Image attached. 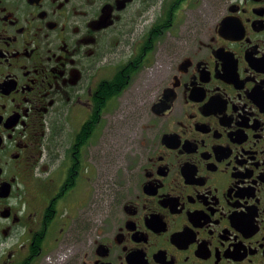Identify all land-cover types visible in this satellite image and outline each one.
Wrapping results in <instances>:
<instances>
[{"label": "flooded vegetation", "instance_id": "flooded-vegetation-1", "mask_svg": "<svg viewBox=\"0 0 264 264\" xmlns=\"http://www.w3.org/2000/svg\"><path fill=\"white\" fill-rule=\"evenodd\" d=\"M125 90L139 157L89 227L64 202ZM59 217L66 264H264V0H0V264Z\"/></svg>", "mask_w": 264, "mask_h": 264}, {"label": "rangeland", "instance_id": "rangeland-1", "mask_svg": "<svg viewBox=\"0 0 264 264\" xmlns=\"http://www.w3.org/2000/svg\"><path fill=\"white\" fill-rule=\"evenodd\" d=\"M149 77L148 73H143L137 77L135 85H141ZM133 93L137 94L138 90H125L120 95L119 109L115 106L110 113L106 114L104 125L99 130L96 142L91 148L93 153L102 152V164L91 165L85 173L88 176V182L79 181L78 186L73 189L64 202V204L70 205L74 222L79 221L86 212L87 217L84 218V221L88 222L89 227L91 224L96 226L103 218V214L99 211L105 210L119 194L123 193L129 183L128 166L136 160V157H139L136 152L139 137L137 128L143 123V119L140 118L143 109H136L129 104V97ZM115 109L118 110V115L115 114ZM114 116L115 118H113ZM98 178L99 185H97ZM61 213L62 208H60ZM61 219L62 217L56 219V224L53 225L49 233L51 241L46 242L41 256L31 264H66L60 259L63 260L64 253L74 247L75 240L63 238L60 235L59 240L52 241L57 232L59 233V226H62Z\"/></svg>", "mask_w": 264, "mask_h": 264}]
</instances>
